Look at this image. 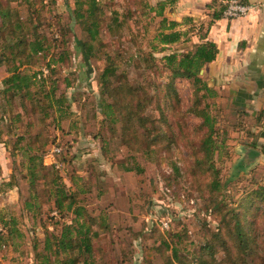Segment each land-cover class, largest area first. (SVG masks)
I'll return each mask as SVG.
<instances>
[{
    "label": "rangeland",
    "instance_id": "374dc122",
    "mask_svg": "<svg viewBox=\"0 0 264 264\" xmlns=\"http://www.w3.org/2000/svg\"><path fill=\"white\" fill-rule=\"evenodd\" d=\"M136 1L103 0L100 56L88 61L78 42V39H85L86 34L70 16L75 7L74 0H55L52 3L46 0L44 8L35 16L39 31L50 38L58 33L60 17L61 26L65 24L72 27V30L66 27L67 42L59 40L56 43L58 46L55 50H66L68 58L57 65L58 71L52 77L59 79L57 93H66L71 98V114L63 119L52 112L44 116L42 112H32V104L29 102L27 108H22L17 98L12 108H7L5 115L8 119L2 122L0 119L7 141V146L0 144V217L7 214L17 217L18 228L24 235L16 239V247L0 244V264H38L34 251L35 240L42 242L47 228L60 231L63 222H71L72 215L59 217L54 210V199L50 201L48 198L56 177L63 180L70 189L78 191V200L96 219L94 229L98 235L93 238L96 264H164L166 260L172 259L171 249L165 248V239L177 245L185 264H189L194 261L204 243V235L216 231L222 225L219 223L220 213L206 208L209 204L211 206L210 199L213 197L208 184L210 179L199 171L193 159L189 160L190 154L195 148L197 151L207 131V128L201 126L203 119L190 112L195 106L192 81L185 78L176 80L182 109L187 111L183 113L182 121L185 130L190 133L188 137L192 139H188V143L180 140L181 130L173 118L171 123L160 122L165 135L159 136L155 144L149 145V138L144 135L143 139L129 145L124 141L126 133L123 123H114L113 116L104 113L102 100L112 98L101 89L100 73L104 67L102 55L105 52H121L122 56L117 58L119 72L124 71L129 81L136 85L147 74L142 63L130 58L135 53L139 54L141 49L150 50L151 44L156 43L153 38L160 30V18L151 22V14L142 15L139 22L135 21V15L124 17L135 10L138 6ZM150 2L156 4L157 0ZM10 3L22 15L30 12L24 0H13ZM139 7L142 13L141 5ZM115 10L123 14L121 19L126 18L123 26H114L112 23ZM185 17L189 16L182 17L180 21L183 22ZM192 26L184 23L183 28L193 29ZM147 28L148 31H143ZM206 30L204 27L189 31L181 43L173 45L170 50L161 52L158 49L153 52L162 59L167 53L188 51L195 48L200 34ZM160 64H163L162 60ZM42 67L43 64L38 63L31 69ZM205 68L201 75L210 84L211 79ZM70 72L74 74L70 75ZM45 73H49L48 69H45ZM6 75V66L1 65L0 103L4 102L2 80ZM64 75H69L72 86L65 87ZM220 90L219 86L215 87V96L201 91L199 96L204 97L200 98L199 106H208L210 113L218 117L221 133L223 130L228 131L227 153L216 160L215 164L220 169L223 191L231 193L235 200H241L264 186V167L259 162H244L242 126L232 116L231 104L225 92ZM1 108L0 117L3 116ZM114 111L117 116L119 113ZM148 113L156 117L159 111L153 107ZM17 115L18 121L9 126L12 118ZM22 133L27 138L26 142L39 146V154L47 166L37 186H33H36L35 191H41L44 199L38 214L29 212L24 205L26 199L32 200L29 176L25 177L27 169L23 173L24 167H21L24 157L19 152V155L14 156L10 150L17 135ZM36 135H40V138ZM42 143L44 146H40ZM175 167L179 169L178 173ZM259 209L263 214L264 203L260 204ZM57 219L61 222L54 224ZM261 228L264 229V222ZM173 233L181 234L180 242L176 237L172 238ZM217 248L214 255L217 264H232L223 247L218 244ZM176 264L181 262L177 260Z\"/></svg>",
    "mask_w": 264,
    "mask_h": 264
},
{
    "label": "trees",
    "instance_id": "16d2710c",
    "mask_svg": "<svg viewBox=\"0 0 264 264\" xmlns=\"http://www.w3.org/2000/svg\"><path fill=\"white\" fill-rule=\"evenodd\" d=\"M11 1L13 0H0V66H6L7 72L2 80V92L5 96L4 102L0 103L3 115L0 117L1 122L6 118L7 108H12L17 98L20 100L22 108H27L29 102L32 104V112L39 111L44 116L51 115L50 112H52L58 118H66L71 114V98L66 93H57L59 79L52 77L58 71L57 65L68 58L66 50H55L58 46L56 43L59 40L67 42L66 27L71 30L72 27L71 25L64 26L65 24L61 26L62 19L60 17L58 33L50 38L46 33L39 31L35 20V16L46 5V0H24L30 10L24 15L11 6ZM54 1L49 0V3ZM150 1L137 0L138 6L135 10L124 15V17L135 15L137 22L141 20L142 15L147 14H151V22L156 21L157 17L160 18V30L153 38L156 43L151 44L150 50L141 49L139 54L135 53L130 58V60L142 63L147 75L143 80L133 85L124 71L119 72L120 65L117 58L122 56V53L105 52V55H102L104 67L100 73V83L102 92L108 93L112 99L102 100L101 105L104 113L113 116L114 123H123L126 133L124 141L129 145H134V142L143 139L144 135L151 140L149 142L145 137L149 145L155 144L158 142L159 136L164 137L165 135L160 122L171 123L173 118L181 130L180 140L188 143L190 133L185 130V123L182 121L183 115L187 111L182 109L176 80L185 78L192 81L195 106L190 109V112L203 119L201 126L207 128V131L201 138L197 151L194 147L195 150L190 154L189 160L193 159L199 171L210 179L208 184L213 197L210 199L211 206L209 204L206 208H212L220 213L219 223L222 225L218 227L219 230L217 228L216 231L204 235V243L194 261L189 264H217L214 255L218 251V244L226 251L232 264H263L264 229L261 228V225L264 222V212L261 213L262 210L259 209V206L264 203V186L252 191L241 200H235L231 193L223 191L220 169L216 167L215 163L227 153L228 131L223 130L221 133L218 117L210 113L208 106H199L200 98L204 97L199 96L201 91H204L205 94L208 93L209 96H215L217 93L214 91L215 87L203 79L201 70L217 58L218 46L216 42L208 39V33L214 20L221 17L225 5H217L218 9L213 13L211 20L205 24L200 20L195 21L193 17H185L182 22L169 16V9L174 7L179 0H157L156 4H152ZM74 3L75 7L70 16L72 20L80 24L86 34L85 39H78L83 48L85 60L98 58L102 45L100 27L104 21L103 0H74ZM139 5H141L142 13L138 9ZM113 13L115 14L112 17L114 26H123V23L126 22V18H120L123 14L117 10ZM184 23L192 24L193 29L191 27L184 29ZM204 27L207 30L200 34L195 48L181 53H167L161 57L162 59L154 54L153 50L159 49L161 52L170 50L173 45L181 43L183 36L187 35L189 31L200 30ZM143 31H148V28ZM161 60L163 61L162 65L160 64ZM38 63L43 64L42 69H31ZM44 68L48 69V74L45 73ZM73 74L74 72H70V75ZM63 82L66 88L72 86L69 75H64ZM153 107L159 111L156 117H151L152 115L148 113V110ZM114 109L119 113L117 116ZM231 111L232 116L238 122L240 121L238 125L242 126V131H248L247 126L243 125L241 111L239 112L237 108L236 110L231 108ZM18 117L17 115L16 118H12L9 126L16 123ZM36 137L40 138V135H36ZM26 141L24 133L18 134L10 150L14 156L21 153V156L24 157L21 162V167H24L22 172H26L27 169L25 177L29 176L32 192V200L26 199L24 205L29 212L38 214L44 199L41 191L38 189L35 191V187L47 166L44 165L42 155L39 154V146ZM242 142L254 147L257 145L256 142L245 143L243 140ZM1 143L7 146L0 126ZM40 146H44V143ZM175 170L177 173L179 172L177 167ZM10 184L13 186L12 182ZM34 185L36 186L33 187ZM77 192L70 189L59 177H56L52 182L51 195L48 198L50 201L54 199V210L58 212L59 217H67L70 214L72 217L70 223L63 222L60 231H51L47 228L45 239L42 242L35 240L34 251L38 264H96V260L94 261L96 247L93 243V238L98 235V231L94 229V225L97 224L96 219L78 200ZM54 219L56 218L54 217ZM60 222L61 220L57 219L54 224ZM18 223V218L13 215L7 214L0 217L1 245L17 246L16 239L24 236L18 228ZM171 236L179 239L178 242L182 237L178 233H173ZM163 242L165 248L172 251V259L166 260L164 264H176L177 260L181 264H185L177 245L166 239Z\"/></svg>",
    "mask_w": 264,
    "mask_h": 264
},
{
    "label": "crops",
    "instance_id": "0c3cea01",
    "mask_svg": "<svg viewBox=\"0 0 264 264\" xmlns=\"http://www.w3.org/2000/svg\"><path fill=\"white\" fill-rule=\"evenodd\" d=\"M226 0H179L169 9V16L180 21L193 17L207 24L218 6ZM255 5L246 16L229 19L223 16L212 23L208 39L218 46L217 58L205 70L210 85L225 92L233 110L241 111L243 125L248 131L241 133L246 143L256 142L262 153L258 161L264 167V0H243ZM212 5V7H210ZM224 9V8H223Z\"/></svg>",
    "mask_w": 264,
    "mask_h": 264
},
{
    "label": "built area",
    "instance_id": "2783aa9c",
    "mask_svg": "<svg viewBox=\"0 0 264 264\" xmlns=\"http://www.w3.org/2000/svg\"><path fill=\"white\" fill-rule=\"evenodd\" d=\"M253 9H255V5L245 3L242 0H226L223 16L229 19H237L246 16Z\"/></svg>",
    "mask_w": 264,
    "mask_h": 264
},
{
    "label": "water",
    "instance_id": "95a60500",
    "mask_svg": "<svg viewBox=\"0 0 264 264\" xmlns=\"http://www.w3.org/2000/svg\"><path fill=\"white\" fill-rule=\"evenodd\" d=\"M201 72H203V70ZM243 150V159L246 164H253L255 162H258L262 158V153L256 148L243 146Z\"/></svg>",
    "mask_w": 264,
    "mask_h": 264
}]
</instances>
